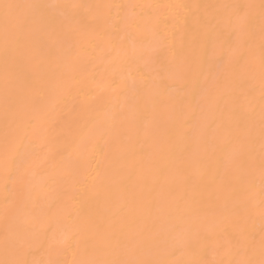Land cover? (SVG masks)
Instances as JSON below:
<instances>
[{
  "label": "bare ground",
  "instance_id": "bare-ground-1",
  "mask_svg": "<svg viewBox=\"0 0 264 264\" xmlns=\"http://www.w3.org/2000/svg\"><path fill=\"white\" fill-rule=\"evenodd\" d=\"M84 260H264V0H0V261Z\"/></svg>",
  "mask_w": 264,
  "mask_h": 264
},
{
  "label": "snow or ice",
  "instance_id": "snow-or-ice-1",
  "mask_svg": "<svg viewBox=\"0 0 264 264\" xmlns=\"http://www.w3.org/2000/svg\"><path fill=\"white\" fill-rule=\"evenodd\" d=\"M4 7L9 11V13L6 14V21H5V36H6V42L9 38V29L10 25L12 28H14V31L11 33L13 37H15V43L19 44V37L16 36V32L20 31L22 28L26 26L25 18L22 14L17 13L15 17H12V11L11 10H18L21 8H42L45 7L43 5H17V4H5ZM14 20V23L12 21ZM6 52H7V43H6ZM0 264H9V262L6 261H0ZM81 264H121V262L118 261H95V260H84L81 262ZM261 264H264V260L261 261Z\"/></svg>",
  "mask_w": 264,
  "mask_h": 264
}]
</instances>
